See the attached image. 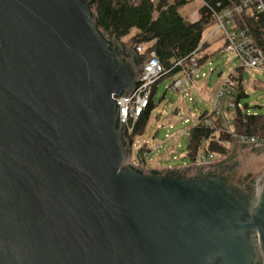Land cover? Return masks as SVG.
<instances>
[{
	"label": "water",
	"instance_id": "95a60500",
	"mask_svg": "<svg viewBox=\"0 0 264 264\" xmlns=\"http://www.w3.org/2000/svg\"><path fill=\"white\" fill-rule=\"evenodd\" d=\"M91 3L0 0V264H264V145L131 164L116 98L142 65Z\"/></svg>",
	"mask_w": 264,
	"mask_h": 264
},
{
	"label": "trees",
	"instance_id": "16d2710c",
	"mask_svg": "<svg viewBox=\"0 0 264 264\" xmlns=\"http://www.w3.org/2000/svg\"><path fill=\"white\" fill-rule=\"evenodd\" d=\"M191 0H92L91 11L97 20V29L109 42H121L125 50L131 48L137 54L139 64L144 63L153 55L161 64L170 68L175 62L182 61L187 67L189 57L195 52L199 65L204 64L214 52H210L213 42L204 41L206 32L214 26L209 10L204 7L198 9L200 18L196 21L180 13V9ZM210 7L218 9L229 7L239 0H205ZM264 3V0H262ZM237 26L247 25L253 39L261 43L264 34V16L252 8L235 14ZM223 37V36H222ZM128 38L127 40H123ZM217 40V38H216ZM141 50H137L138 47ZM224 49V45L223 48ZM233 79L236 82L237 93L235 100L246 96L242 83V69L237 67ZM179 71L173 69L171 73ZM222 75V74H221ZM155 90V88H154ZM155 109L153 98L147 108L140 114L133 131L128 135L129 144H133L137 137L144 133L149 118ZM206 119L212 120V126L205 124ZM232 129L237 134L264 136V114H251L242 108L232 112ZM223 126L222 120L208 113L203 120L197 121L189 130L188 156L195 160L200 152H212L217 155L226 153L227 149L220 142L229 139V135L219 130Z\"/></svg>",
	"mask_w": 264,
	"mask_h": 264
},
{
	"label": "built area",
	"instance_id": "2783aa9c",
	"mask_svg": "<svg viewBox=\"0 0 264 264\" xmlns=\"http://www.w3.org/2000/svg\"><path fill=\"white\" fill-rule=\"evenodd\" d=\"M199 1L201 4L200 7H204L209 10L211 21L214 24V26L211 27L204 35V41L209 40L211 42H216L214 32L215 30H220L224 39V53L238 58L241 62L240 68L243 71L248 69L264 73V34L260 37L262 38L261 43L258 44L254 41L250 28L247 25L240 27L237 26L234 21L235 14H239L249 8H252L258 14H262L264 16L263 1L239 0V2L232 6L218 9L210 7L205 0ZM199 18L200 14L197 11L194 21ZM141 49V46L137 48V50ZM141 65V75L134 92L129 96H120L119 98H116V104L119 105V122H124L127 140L128 135H130L133 131L137 118L144 111V109L147 108L150 99L153 98L156 93L159 82L166 76H174V80L170 85L172 89L178 90L180 93L186 91V96H189L191 94V89H193L198 95H200L197 88L198 85L195 82V78L198 77V70L200 68L198 61L196 60L195 52H193L189 57V64L187 67L182 66V61H177L170 68L166 69L154 55ZM176 68H179V71L171 73V71ZM232 75H234V72L222 77L220 89L212 104L213 110L211 111L215 117H219L222 120L223 126L219 130H222L224 133L229 135L228 140L220 142V145L227 149L226 153L217 155L212 152H200L195 160L191 161L189 165L184 166L213 164L225 159L231 152L230 147L232 145V137H235L236 142H254V147L264 145V136L262 135H244L235 133L232 129V117H228L224 110L220 107V99L225 97L228 108L233 110L236 108H242L239 104L240 99L237 101L235 100L237 88ZM201 77H205V75L202 74ZM189 99L191 98L189 97ZM189 122V119L185 120V123ZM205 124L212 126V120L206 119ZM130 146L132 149L134 143L132 145L130 144ZM138 150V162L134 163L132 159H130V162L136 167L142 169L147 168L146 165L149 151H147L144 146L140 147Z\"/></svg>",
	"mask_w": 264,
	"mask_h": 264
},
{
	"label": "rangeland",
	"instance_id": "374dc122",
	"mask_svg": "<svg viewBox=\"0 0 264 264\" xmlns=\"http://www.w3.org/2000/svg\"><path fill=\"white\" fill-rule=\"evenodd\" d=\"M199 0H191L180 9V13L189 19L196 18L200 8ZM217 38L210 47L212 55L200 65L198 77L195 78L198 92L191 89V94L186 96L170 87L174 76H166L157 87L153 97L155 109L152 112L144 133L137 137L131 149V159L138 162L137 153L140 147L149 151L147 168H177L189 165L188 134L190 128L204 111L211 113L212 104L216 99L222 77L241 66V62L233 55L223 52L224 39L220 30H215ZM124 38L123 40H127ZM221 73L222 76L218 77ZM204 74L205 77H201ZM242 81L246 96L240 98L242 109L251 114H264V73L245 69L242 71ZM189 97L191 99H189ZM220 107L228 117H232L233 109L227 107L226 98L220 99ZM231 113V114H230ZM189 119V123L185 120Z\"/></svg>",
	"mask_w": 264,
	"mask_h": 264
},
{
	"label": "crops",
	"instance_id": "0c3cea01",
	"mask_svg": "<svg viewBox=\"0 0 264 264\" xmlns=\"http://www.w3.org/2000/svg\"><path fill=\"white\" fill-rule=\"evenodd\" d=\"M189 20H191V19H189ZM195 20V18L194 19H192L191 21H194Z\"/></svg>",
	"mask_w": 264,
	"mask_h": 264
}]
</instances>
